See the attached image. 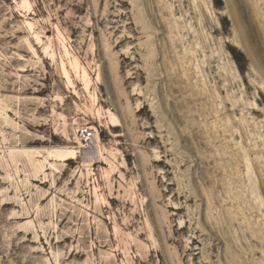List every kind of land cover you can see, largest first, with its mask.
Segmentation results:
<instances>
[{
	"label": "rangeland",
	"instance_id": "obj_1",
	"mask_svg": "<svg viewBox=\"0 0 264 264\" xmlns=\"http://www.w3.org/2000/svg\"><path fill=\"white\" fill-rule=\"evenodd\" d=\"M0 264H264V0H0Z\"/></svg>",
	"mask_w": 264,
	"mask_h": 264
},
{
	"label": "bare ground",
	"instance_id": "obj_2",
	"mask_svg": "<svg viewBox=\"0 0 264 264\" xmlns=\"http://www.w3.org/2000/svg\"><path fill=\"white\" fill-rule=\"evenodd\" d=\"M26 2V1H25ZM32 29V28H31ZM34 38L36 40V42L38 44H41V40L37 35H34ZM59 40L62 42V46L64 48V51L66 54H68L66 46L63 43V38L61 36H59ZM30 50L32 51V53L34 55H36V51L33 47H30ZM43 52L44 54L50 56L51 58H53V52L51 51V47L50 45L47 46H43ZM70 64L72 65V67L74 69L77 70L79 78L82 82H84L85 85V89H88V75L86 73V69L85 67L81 66L77 60L71 61ZM61 66H62V71H63V76L65 79V83L68 87H74L71 76L69 75V72L65 66V63L63 61H61ZM21 71V70H20ZM73 93L76 94L75 90H73ZM92 101H97V96L95 94L91 95ZM112 120L111 122L114 125H118V119L115 116H112ZM77 144H78V148L84 149L85 146L82 144V142H80L79 140H77ZM94 151H96V153L101 156V152H102V146L100 143V139L98 136V132L95 131V141H94ZM22 156L28 161L31 162L32 158L37 156V157H41L40 156V152L37 149H22L20 150ZM47 153V157L48 158H53L56 161L65 163L67 161H71L74 159H77L78 157V149L77 147H73V148H53L50 150H46ZM102 157V156H101ZM44 161L47 162V159L44 158ZM90 161V160H89ZM50 167H52V169L54 170V164L52 163H47ZM56 169V168H55ZM57 171V170H56Z\"/></svg>",
	"mask_w": 264,
	"mask_h": 264
},
{
	"label": "built area",
	"instance_id": "obj_3",
	"mask_svg": "<svg viewBox=\"0 0 264 264\" xmlns=\"http://www.w3.org/2000/svg\"><path fill=\"white\" fill-rule=\"evenodd\" d=\"M80 141L85 144L86 147H90L95 141V131L91 127H81L78 129Z\"/></svg>",
	"mask_w": 264,
	"mask_h": 264
}]
</instances>
